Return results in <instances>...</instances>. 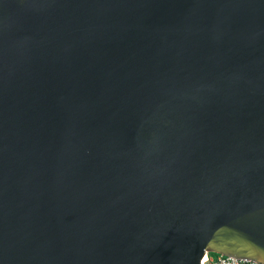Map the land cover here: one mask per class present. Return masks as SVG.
<instances>
[{
	"label": "water",
	"instance_id": "1",
	"mask_svg": "<svg viewBox=\"0 0 264 264\" xmlns=\"http://www.w3.org/2000/svg\"><path fill=\"white\" fill-rule=\"evenodd\" d=\"M264 262V0H0V264Z\"/></svg>",
	"mask_w": 264,
	"mask_h": 264
},
{
	"label": "built area",
	"instance_id": "2",
	"mask_svg": "<svg viewBox=\"0 0 264 264\" xmlns=\"http://www.w3.org/2000/svg\"><path fill=\"white\" fill-rule=\"evenodd\" d=\"M211 251L202 258L201 264H264L263 261H259L250 257H238L235 255L221 253L218 257H214Z\"/></svg>",
	"mask_w": 264,
	"mask_h": 264
},
{
	"label": "rangeland",
	"instance_id": "3",
	"mask_svg": "<svg viewBox=\"0 0 264 264\" xmlns=\"http://www.w3.org/2000/svg\"><path fill=\"white\" fill-rule=\"evenodd\" d=\"M221 253H213L212 255L214 256V257H218L219 255H220Z\"/></svg>",
	"mask_w": 264,
	"mask_h": 264
},
{
	"label": "trees",
	"instance_id": "4",
	"mask_svg": "<svg viewBox=\"0 0 264 264\" xmlns=\"http://www.w3.org/2000/svg\"><path fill=\"white\" fill-rule=\"evenodd\" d=\"M212 253H216V252H212Z\"/></svg>",
	"mask_w": 264,
	"mask_h": 264
}]
</instances>
